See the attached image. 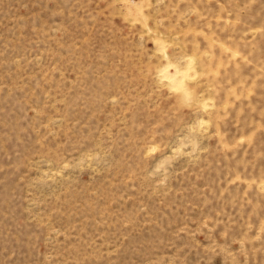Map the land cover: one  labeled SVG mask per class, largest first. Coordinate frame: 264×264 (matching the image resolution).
Returning a JSON list of instances; mask_svg holds the SVG:
<instances>
[{"label":"rangeland","instance_id":"obj_1","mask_svg":"<svg viewBox=\"0 0 264 264\" xmlns=\"http://www.w3.org/2000/svg\"><path fill=\"white\" fill-rule=\"evenodd\" d=\"M0 264H264V0H0Z\"/></svg>","mask_w":264,"mask_h":264},{"label":"bare ground","instance_id":"obj_2","mask_svg":"<svg viewBox=\"0 0 264 264\" xmlns=\"http://www.w3.org/2000/svg\"><path fill=\"white\" fill-rule=\"evenodd\" d=\"M132 2V1H131ZM130 4V3H129ZM142 8V7H141ZM139 14V13H138ZM143 18V17H142ZM161 44V43H160ZM162 50V49H161ZM193 61V60H192ZM171 63L169 66H171ZM190 65V64H189ZM175 67V66H174ZM187 67V66H186ZM190 67V66H189ZM172 69V68H171ZM191 69V68H190ZM190 70L182 71L181 69L175 67V71L172 73L168 70V67L163 70V76L172 83V87H174L178 91L186 92V81L190 79ZM186 87V88H185Z\"/></svg>","mask_w":264,"mask_h":264}]
</instances>
